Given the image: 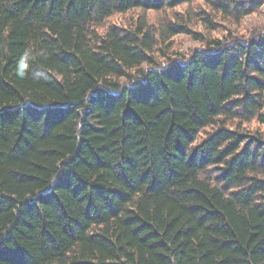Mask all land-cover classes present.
I'll list each match as a JSON object with an SVG mask.
<instances>
[{"label":"trees","instance_id":"16d2710c","mask_svg":"<svg viewBox=\"0 0 264 264\" xmlns=\"http://www.w3.org/2000/svg\"><path fill=\"white\" fill-rule=\"evenodd\" d=\"M263 4L0 0V264H264Z\"/></svg>","mask_w":264,"mask_h":264},{"label":"rangeland","instance_id":"374dc122","mask_svg":"<svg viewBox=\"0 0 264 264\" xmlns=\"http://www.w3.org/2000/svg\"><path fill=\"white\" fill-rule=\"evenodd\" d=\"M184 8L181 7L180 10H182ZM153 15V14H152ZM160 14H154L153 16H158ZM218 22H221V24H224L226 26V28L228 29H232L233 31H237V32H245V29L249 26H251L254 23H262L264 22V4L260 7V10H258L257 12H254L248 16H246L241 24H239L238 26L233 24L232 21H223L221 20V16H219L217 18ZM194 30H199L202 31L203 33H207L206 28L203 27V25H201L200 23H193V25L191 26ZM222 31L219 32H213V34L215 35H220ZM173 40L175 41V44L178 48L179 51H181L184 54H191L195 47H201L202 46V42L195 40L189 36H185L184 34H178L175 37H173ZM255 125V124H254Z\"/></svg>","mask_w":264,"mask_h":264}]
</instances>
